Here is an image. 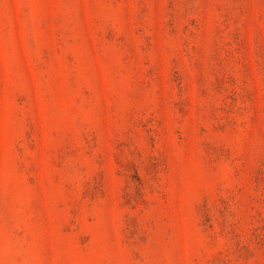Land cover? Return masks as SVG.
I'll return each instance as SVG.
<instances>
[{
  "label": "rangeland",
  "instance_id": "rangeland-1",
  "mask_svg": "<svg viewBox=\"0 0 264 264\" xmlns=\"http://www.w3.org/2000/svg\"><path fill=\"white\" fill-rule=\"evenodd\" d=\"M0 264H264V0H0Z\"/></svg>",
  "mask_w": 264,
  "mask_h": 264
}]
</instances>
